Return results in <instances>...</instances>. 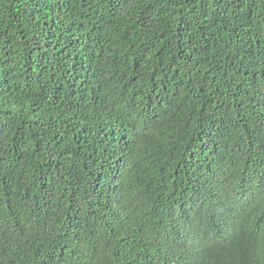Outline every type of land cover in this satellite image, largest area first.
<instances>
[{
  "label": "trees",
  "instance_id": "16d2710c",
  "mask_svg": "<svg viewBox=\"0 0 264 264\" xmlns=\"http://www.w3.org/2000/svg\"><path fill=\"white\" fill-rule=\"evenodd\" d=\"M0 264H264V0H0Z\"/></svg>",
  "mask_w": 264,
  "mask_h": 264
}]
</instances>
